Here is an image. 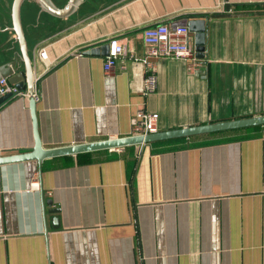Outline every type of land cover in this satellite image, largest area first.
<instances>
[{
    "label": "crops",
    "instance_id": "crops-1",
    "mask_svg": "<svg viewBox=\"0 0 264 264\" xmlns=\"http://www.w3.org/2000/svg\"><path fill=\"white\" fill-rule=\"evenodd\" d=\"M36 4L22 21L45 149L133 136L139 110L158 114L159 132L264 114V0H84L67 17ZM202 17L198 65L151 59L145 94L144 30ZM113 39L128 56L106 75ZM29 103L0 108V156L34 146ZM254 132L51 158L42 173L0 166V264H264V128Z\"/></svg>",
    "mask_w": 264,
    "mask_h": 264
},
{
    "label": "water",
    "instance_id": "water-1",
    "mask_svg": "<svg viewBox=\"0 0 264 264\" xmlns=\"http://www.w3.org/2000/svg\"><path fill=\"white\" fill-rule=\"evenodd\" d=\"M27 0H12L11 5V26L1 30L12 31L15 33L14 43L18 45L19 57L23 64V71L16 72L17 61L11 60L0 65V80L8 79L10 84L16 86L19 90L33 93L34 91V62L30 55L29 45L26 38V33L22 21V8ZM36 1L42 11L47 12L56 17H67L76 11L84 2V0H68L63 8H59L53 0H34ZM207 19L202 17L200 19H190L182 25H187L190 32L197 34V51L203 52L205 50V38L207 31ZM110 46H107L109 53ZM11 95L0 96V108L11 100ZM29 108L33 123L34 146L30 151L21 152L0 156V166L11 164H22L26 162H36L39 166L40 173H42V165L44 161L70 155H79L89 152L120 149L127 146L151 144L158 141H165L179 138H190L198 135L221 133L226 131L260 127L264 126V114L259 116H252L236 120L213 122L198 126H189L185 128L160 131L146 136H130L126 138H118L115 140H106L99 142H92L86 144H79L73 146H65L60 148L45 149L40 140L37 119V103L35 100H30ZM48 206L52 202H46Z\"/></svg>",
    "mask_w": 264,
    "mask_h": 264
},
{
    "label": "built area",
    "instance_id": "built-area-1",
    "mask_svg": "<svg viewBox=\"0 0 264 264\" xmlns=\"http://www.w3.org/2000/svg\"><path fill=\"white\" fill-rule=\"evenodd\" d=\"M143 40L146 45V55L142 62L146 64L147 76L144 81V91L148 94L156 89V76L151 70V59L169 58L179 61H190L192 66L198 65V60L194 57L193 44L191 42V32L187 25H170L160 23L147 27L143 33ZM127 40L113 39L109 42L110 50L104 60V73L109 75L117 60L127 57ZM42 58H46L45 50L40 51ZM134 60L135 55L131 54ZM11 95L12 99L35 100L38 97L35 93L21 91L16 86L10 84L8 79L0 80V96ZM158 114L139 110L133 126V136H146L158 131Z\"/></svg>",
    "mask_w": 264,
    "mask_h": 264
},
{
    "label": "trees",
    "instance_id": "trees-1",
    "mask_svg": "<svg viewBox=\"0 0 264 264\" xmlns=\"http://www.w3.org/2000/svg\"><path fill=\"white\" fill-rule=\"evenodd\" d=\"M29 1H34V0H27L26 2L29 3ZM53 1L58 7H63L64 4L67 2V0H53ZM35 3H36V1H35ZM11 5H12V2H11ZM27 7H29V5H27ZM39 8H40L39 4H36V10L37 11L39 10ZM10 20H11V7H10ZM7 27H9V26H7ZM1 30H3V29H1ZM14 38H15V33L12 32V31H2V32H0V65L3 64V63H6L10 59H12L10 57V51L13 50V47L15 45L17 46V52L19 53L18 45L14 43ZM262 128H264V127L260 126V127L238 129V130H234V131L223 132L222 136L226 137V138H224L225 140H229L230 138H229L228 135H231V134L235 135L234 138H242V136L245 133L251 132V133L256 134L254 131H259V130L261 131Z\"/></svg>",
    "mask_w": 264,
    "mask_h": 264
},
{
    "label": "rangeland",
    "instance_id": "rangeland-1",
    "mask_svg": "<svg viewBox=\"0 0 264 264\" xmlns=\"http://www.w3.org/2000/svg\"><path fill=\"white\" fill-rule=\"evenodd\" d=\"M12 0H0V29H4L7 26H11L10 20V7H11ZM27 2H25V6H27ZM37 12V11H36ZM34 11V13H36ZM47 13V12H46ZM49 14V13H47ZM17 53V46L13 47V50L10 51V57L13 58L16 56Z\"/></svg>",
    "mask_w": 264,
    "mask_h": 264
}]
</instances>
